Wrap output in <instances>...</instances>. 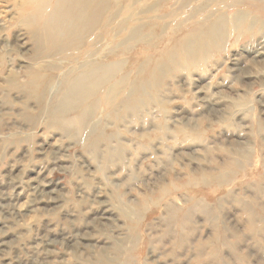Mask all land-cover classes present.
Segmentation results:
<instances>
[{
    "label": "rangeland",
    "instance_id": "obj_1",
    "mask_svg": "<svg viewBox=\"0 0 264 264\" xmlns=\"http://www.w3.org/2000/svg\"><path fill=\"white\" fill-rule=\"evenodd\" d=\"M22 4L0 0V264H264V0H108L85 118Z\"/></svg>",
    "mask_w": 264,
    "mask_h": 264
},
{
    "label": "bare ground",
    "instance_id": "obj_2",
    "mask_svg": "<svg viewBox=\"0 0 264 264\" xmlns=\"http://www.w3.org/2000/svg\"><path fill=\"white\" fill-rule=\"evenodd\" d=\"M22 1V7L27 11L36 10L34 14L29 11L26 13L32 26L30 35L35 57L71 65L63 82L66 90L60 97L62 99L58 114L65 115L69 107H80L88 101L95 103L80 112L81 118L93 115L99 108L103 110L105 96L101 95V90L114 79L115 73L114 65L105 61L103 45L106 39L105 26L107 27L103 22V13L108 0ZM96 27V33L93 34ZM92 36H95L94 40L91 39ZM60 56L63 59L60 60ZM31 79V84L39 87L37 75ZM67 125L70 127L72 124ZM179 224H184V221L181 219ZM251 226L255 232L264 228V225L263 228H257L254 224Z\"/></svg>",
    "mask_w": 264,
    "mask_h": 264
}]
</instances>
